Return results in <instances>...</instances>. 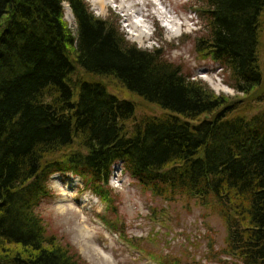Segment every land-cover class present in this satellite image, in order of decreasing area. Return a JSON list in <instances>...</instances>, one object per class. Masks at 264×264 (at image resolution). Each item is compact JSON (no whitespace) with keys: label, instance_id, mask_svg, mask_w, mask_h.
I'll use <instances>...</instances> for the list:
<instances>
[{"label":"trees","instance_id":"1","mask_svg":"<svg viewBox=\"0 0 264 264\" xmlns=\"http://www.w3.org/2000/svg\"><path fill=\"white\" fill-rule=\"evenodd\" d=\"M199 1L210 33L198 51L263 102L264 0ZM161 55L125 41L85 0H0V264H86L36 209L57 172L106 198L117 162L155 195L218 212L230 253L264 264V109L234 115L236 100ZM107 79L164 113L137 118V102Z\"/></svg>","mask_w":264,"mask_h":264},{"label":"rangeland","instance_id":"2","mask_svg":"<svg viewBox=\"0 0 264 264\" xmlns=\"http://www.w3.org/2000/svg\"><path fill=\"white\" fill-rule=\"evenodd\" d=\"M85 1L94 15L113 26L125 41L142 50H159L161 57L179 65L187 78L202 81L216 94L236 100L238 108L234 115L250 117L264 109V101L250 102V97L233 88L234 81L228 69L198 51V41L207 42L210 33L201 9L205 7L204 3L199 0H154L148 7L136 6L135 10L144 9L143 16L133 12V17L126 16L118 9L120 3L112 0H107L103 11L90 0ZM159 1L178 23L187 25V28L183 27L182 35H179L180 31H159L163 25L157 16L145 18L144 15L163 10L159 8L160 4L157 5ZM63 5L65 20L75 30L76 21L71 9L66 3ZM133 20L141 22L145 38L138 37L139 32L131 26ZM260 57L264 72V14ZM106 82L111 92L137 102V118L164 113L157 105L127 91L119 82L109 79ZM260 90L264 93V85L257 95ZM105 188L107 197L102 198L92 192L80 176L57 172L50 178L48 196L36 209L48 235H54L63 245L69 246L86 264H240L229 251L225 219L199 200L184 195L169 199L155 195L120 164L114 165ZM88 230L91 238L86 239L84 233Z\"/></svg>","mask_w":264,"mask_h":264},{"label":"bare ground","instance_id":"3","mask_svg":"<svg viewBox=\"0 0 264 264\" xmlns=\"http://www.w3.org/2000/svg\"><path fill=\"white\" fill-rule=\"evenodd\" d=\"M91 2H92V4L94 5V6H96L97 8H99L101 11H103V10H105V8L107 7V0H90ZM122 1V3H120V6H119V8L118 9H120L121 11H125L126 10V5H125V3L123 2V0H121ZM129 1V0H128ZM141 1H143V0H138V2H141ZM147 1H149V2H151L152 3V0H147ZM130 5V4H129ZM143 11H144V9L142 8V9H140V10H135V12L138 14V15H141V16H143ZM158 12V14H159V16L161 17V16H164V14L165 15H169V12H168V10L166 9V11H157ZM125 15H129L128 13L127 14H125ZM145 16V18L147 19V18H152V17H156L157 16V14L155 13L154 15H150V14H148V15H144ZM129 17V16H128ZM132 23H131V26L135 29V31H138L139 32V34H138V37L140 38V39H143V38H145L146 37V34H145V32H144V29L143 28H141L142 27V24H141V22H138V21H131ZM147 27V26H146ZM217 89H218V87H216ZM62 207H63V204H62ZM84 237L86 238V239H88V238H91V233L89 232V230L87 231V233H84Z\"/></svg>","mask_w":264,"mask_h":264}]
</instances>
